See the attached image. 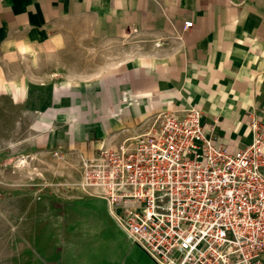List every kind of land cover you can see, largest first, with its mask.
I'll list each match as a JSON object with an SVG mask.
<instances>
[{
    "label": "crops",
    "instance_id": "obj_1",
    "mask_svg": "<svg viewBox=\"0 0 264 264\" xmlns=\"http://www.w3.org/2000/svg\"><path fill=\"white\" fill-rule=\"evenodd\" d=\"M71 28L117 53L89 75L24 78L22 57L63 50ZM192 108L229 152L253 119L264 129V0H0V150L89 158ZM8 237L0 264H45Z\"/></svg>",
    "mask_w": 264,
    "mask_h": 264
},
{
    "label": "built area",
    "instance_id": "obj_2",
    "mask_svg": "<svg viewBox=\"0 0 264 264\" xmlns=\"http://www.w3.org/2000/svg\"><path fill=\"white\" fill-rule=\"evenodd\" d=\"M202 118L156 114L83 158L80 186L156 264H264V129L253 119V142L229 152Z\"/></svg>",
    "mask_w": 264,
    "mask_h": 264
},
{
    "label": "rangeland",
    "instance_id": "obj_3",
    "mask_svg": "<svg viewBox=\"0 0 264 264\" xmlns=\"http://www.w3.org/2000/svg\"><path fill=\"white\" fill-rule=\"evenodd\" d=\"M70 30L63 50H40L22 57L19 69L24 78L45 79L58 71L65 80L89 75L103 69L102 64L117 53L99 44L95 36ZM0 119L5 121L6 115ZM25 155L18 148L0 150L2 253L9 249L8 235L15 232L26 237L28 252L45 253V264H156L114 223L107 202L81 188L82 158L56 157L45 150ZM23 246L17 243L15 250L23 251Z\"/></svg>",
    "mask_w": 264,
    "mask_h": 264
}]
</instances>
